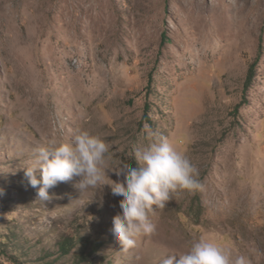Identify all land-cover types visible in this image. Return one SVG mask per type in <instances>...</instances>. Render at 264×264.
Wrapping results in <instances>:
<instances>
[{
	"label": "rangeland",
	"instance_id": "obj_1",
	"mask_svg": "<svg viewBox=\"0 0 264 264\" xmlns=\"http://www.w3.org/2000/svg\"><path fill=\"white\" fill-rule=\"evenodd\" d=\"M146 124L204 186L153 206L155 235L121 249L108 185L38 200L41 147L86 129L112 170L138 168ZM201 236L264 264V0H0V264H161Z\"/></svg>",
	"mask_w": 264,
	"mask_h": 264
},
{
	"label": "clouds",
	"instance_id": "obj_2",
	"mask_svg": "<svg viewBox=\"0 0 264 264\" xmlns=\"http://www.w3.org/2000/svg\"><path fill=\"white\" fill-rule=\"evenodd\" d=\"M149 137L147 145L137 147L134 158L138 168L128 163L117 170L108 166L109 145L99 135L86 129H77L71 141H50L38 150L34 162L26 167L29 184L38 187V200L47 201L49 189L61 182L76 180L75 186L82 192L89 188L108 185L112 195L122 196L120 208L113 218L111 231L127 252L136 246L137 238L153 236L157 226L150 219L154 207L163 209L173 196L182 190L203 189L199 170L187 154L178 150L167 137H161L145 125ZM109 171L123 180L114 181ZM78 178V179H77ZM177 257H179L177 259ZM161 264H251L244 255L232 257L217 241L201 236L191 243L184 253L169 254Z\"/></svg>",
	"mask_w": 264,
	"mask_h": 264
},
{
	"label": "trees",
	"instance_id": "obj_3",
	"mask_svg": "<svg viewBox=\"0 0 264 264\" xmlns=\"http://www.w3.org/2000/svg\"><path fill=\"white\" fill-rule=\"evenodd\" d=\"M259 60H260V56L257 57V59L252 63V65L249 68L247 80L245 83V92H246V90H248L251 87V85L253 83V80L255 78L256 68H257ZM241 105L242 104L237 105L235 108V111H238L240 109ZM145 110H146V113H145L144 118L147 119L150 123V120H149L148 114H147L148 106L146 107ZM58 247L60 250L63 251V253H67V252H69L75 248V246L71 243V240H69V239H65L63 242L58 243Z\"/></svg>",
	"mask_w": 264,
	"mask_h": 264
}]
</instances>
